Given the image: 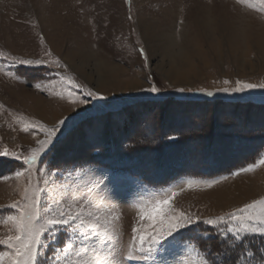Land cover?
I'll use <instances>...</instances> for the list:
<instances>
[{"label": "rangeland", "instance_id": "obj_1", "mask_svg": "<svg viewBox=\"0 0 264 264\" xmlns=\"http://www.w3.org/2000/svg\"><path fill=\"white\" fill-rule=\"evenodd\" d=\"M0 52V151L29 155L43 138L23 131L22 119L49 126L65 120L31 177L15 176L27 167L22 160L0 156V218L14 214L6 206L21 200L30 181L47 189L42 214L54 200L66 204L91 188L93 201L119 220L117 239L88 243L105 255L114 244L120 258L141 223V206L176 191L173 207L200 220L169 238L153 260L123 264H184L197 251H211L220 264L233 255L240 264H261L264 235L245 234V247L233 251L231 234L219 231L225 224L203 222L264 197L258 190L247 199L241 184L264 177V165L240 171L264 156V88L218 91L238 80L264 83L260 0H0ZM5 56L49 63L21 65ZM58 72L81 85L71 90L87 103H72ZM153 85L159 91H149ZM86 89L100 95L86 96ZM147 179L170 180L154 188ZM9 229L0 220V238ZM42 240L53 243L47 234ZM39 252L48 264L51 248Z\"/></svg>", "mask_w": 264, "mask_h": 264}, {"label": "snow or ice", "instance_id": "obj_2", "mask_svg": "<svg viewBox=\"0 0 264 264\" xmlns=\"http://www.w3.org/2000/svg\"><path fill=\"white\" fill-rule=\"evenodd\" d=\"M260 3L264 4V0H260ZM139 51L144 54L143 48ZM4 55L0 52V56ZM51 55L50 50L44 52L46 57H51ZM5 58L21 65L49 63L45 59L32 60L7 56ZM145 59H147L146 55ZM53 62L57 67L62 66L58 58ZM56 75L59 76L60 82L65 87L67 96L73 104L87 103V100L80 99L78 94L74 96L71 89L80 88L81 85L77 84L71 75L66 76L59 72ZM52 83H55V81ZM225 83L227 84L228 81H225ZM36 86L40 87L39 84ZM253 88H264V83L252 84L238 80L236 87H225L218 89V91L243 92L246 89ZM149 91L157 92L159 89L153 85ZM199 91L205 90L199 89ZM55 94L63 98L62 92H56ZM84 94L89 97L100 95L99 92L92 89H86ZM208 94L211 95L212 93L209 92ZM21 123L23 131H38L43 138L38 137L35 139L36 146L30 149L29 155L17 154L14 151H9L7 147L0 151V156L14 157L22 160L23 165L27 166L15 172L18 179L25 175L31 177L37 162L55 146L54 141L60 132V126L65 123V120L61 119L51 126L40 120L29 122L22 119ZM261 165H264V156H261L255 163L249 164L246 168H241L240 171H254ZM44 183H48L46 173ZM187 186L192 187L193 182L189 181ZM207 186L210 187L211 182ZM46 190V188L40 187L39 181L34 185L30 181L22 188L21 200L13 201L6 206L15 210V212L0 218L3 223L10 225V234L0 238V245L6 248V250H0V264H41L39 260L41 247L51 248L53 252V256L47 258L48 264H123L125 260L147 262L153 260V254L161 245L168 242L169 238H174L182 229L195 225L200 220L199 217L193 218L191 214L173 207L171 201L177 195V192L171 191V194H165L163 199H156L154 203L150 202V207L147 205L141 206L138 213L141 223L132 227V236L127 245L126 253L117 258L113 251L114 244L109 249V253L105 255L88 243L93 238H99L98 243L101 245L117 239L116 221L119 220V216L110 211L105 205L93 201V189L89 188L79 198L72 195L66 204L54 200L48 204L47 211L42 214L40 198ZM145 220L148 221L147 224L143 223ZM203 222L214 226L225 224V228H220V233L224 236L231 234L233 240L230 243L233 251L236 248L243 249L245 234L259 233L264 235V197L254 199L229 213L215 218H208ZM59 233L64 234L63 240L59 239ZM45 234L53 241L52 244L44 243L42 237H45ZM77 241H79V244H77ZM56 243H59V247L54 246ZM184 264H220V257L213 256L211 251H208L207 255L197 251L195 258L185 261ZM223 264H240V258L236 255L229 256L223 261ZM261 264H264V257H261Z\"/></svg>", "mask_w": 264, "mask_h": 264}, {"label": "bare ground", "instance_id": "obj_3", "mask_svg": "<svg viewBox=\"0 0 264 264\" xmlns=\"http://www.w3.org/2000/svg\"><path fill=\"white\" fill-rule=\"evenodd\" d=\"M101 64H99V66H100ZM101 67V66H100ZM103 68V67H102ZM104 70V69H103ZM109 70V69H108ZM107 70V71H108ZM111 71V70H110ZM102 72V71H101ZM106 72V71H105ZM105 72H103V75H104V77H105V75H106V73ZM107 75H110V74H107ZM181 75V74H180ZM106 78V77H105ZM104 79V78H103ZM264 177H262L261 175L259 176V175H254L253 176V178H248L249 179V181H250V183L249 182H247L246 184H244V183H241L242 184V189L243 190H246L247 191V194L245 195L246 196V198L248 199H251V198H254V197H256V195H258V194H260L261 192L263 193V191H264V184H263V182H264V179H263ZM247 180V178L244 180V181H242V182H245ZM253 187V188H252ZM259 190V192L260 193H258V194H255L256 193V191H258ZM259 196V195H258Z\"/></svg>", "mask_w": 264, "mask_h": 264}, {"label": "trees", "instance_id": "obj_4", "mask_svg": "<svg viewBox=\"0 0 264 264\" xmlns=\"http://www.w3.org/2000/svg\"><path fill=\"white\" fill-rule=\"evenodd\" d=\"M197 176H200V175H197ZM200 177H202V175H201ZM169 180H170V179L166 180L165 182H169ZM172 181H173V180H172ZM165 182H158V184L156 185V184H154L150 179H147V183H148V185L151 186V187H154V188L162 187L163 184H164ZM170 182H171V181H170ZM258 240L261 242V241L264 240V238H263V237H260ZM248 242H249V241H248ZM263 244H264V242H263ZM244 247H245V246H244Z\"/></svg>", "mask_w": 264, "mask_h": 264}]
</instances>
